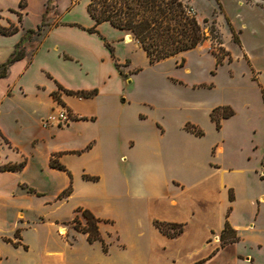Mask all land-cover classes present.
<instances>
[{
	"label": "crops",
	"instance_id": "obj_1",
	"mask_svg": "<svg viewBox=\"0 0 264 264\" xmlns=\"http://www.w3.org/2000/svg\"><path fill=\"white\" fill-rule=\"evenodd\" d=\"M82 1L88 14L85 21L68 18ZM0 2L1 10L14 11L16 17H10L9 23L19 27L14 35L0 34V39H9L0 65L25 31L37 30L45 17L52 18L45 31L24 43L25 57L10 67L7 77L0 78V168L23 164L20 170L0 171L2 264H18L10 257L34 252L26 236L39 226L48 230V243L40 252L43 264H254L241 245L247 235L257 233L264 211V76L243 41L241 47L250 61L243 76L252 90L238 100L210 108L209 118L219 138L206 144L205 131L190 120L176 137L143 112L133 116L131 123L124 121L120 98L129 81L117 67L123 64L121 59L109 51L107 42L86 31L95 24L86 0H55L58 15L50 11L51 0ZM230 30L234 33V26ZM124 37L133 40L126 32ZM60 87L97 93L81 98L67 95ZM15 100L31 102L34 112L42 114V135L30 143L14 141L1 125L8 103ZM58 107L69 111L73 120L65 129L44 128L41 123ZM218 107L234 112L222 119L220 128L211 117ZM241 110L256 114L254 120L236 125ZM67 141L79 142V146ZM102 149L106 150L104 158L99 154ZM117 151L124 152L120 162ZM39 156L40 169L63 182L52 196L15 178ZM52 159L65 170L51 167ZM92 163L98 169H92ZM12 180L15 184L10 186ZM109 183L114 184L112 189ZM68 188L71 194L61 204L67 198L60 199V195ZM70 202L72 213L88 210L102 221L100 233L107 252L102 242L90 243L86 234L77 232L73 243L60 234L54 221L59 216L54 212ZM11 212L15 221L8 233ZM44 215L47 221H38ZM156 221L183 224L184 231L168 237L156 228ZM226 224L239 240L222 245Z\"/></svg>",
	"mask_w": 264,
	"mask_h": 264
},
{
	"label": "rangeland",
	"instance_id": "obj_2",
	"mask_svg": "<svg viewBox=\"0 0 264 264\" xmlns=\"http://www.w3.org/2000/svg\"><path fill=\"white\" fill-rule=\"evenodd\" d=\"M51 1L53 5L49 6L50 11L58 15L59 12L54 6L55 0ZM86 1L89 3V0ZM188 6L194 9L195 16L203 27L207 39L201 46L191 51L155 64L150 63L146 53L134 39L128 42L124 37L125 32L113 27L109 22L98 25L96 34L107 42L113 50V55L121 59L123 64L118 69L123 73L125 80L129 81L125 84L122 98H120L121 112L125 122L131 123L133 116L138 112H143L149 116L151 122L154 119L158 120L170 136L176 137L182 134L184 122L190 120L199 124L205 131L204 142L209 144L219 138L209 118L210 108L217 104H227L238 100L240 96L252 90L246 86L247 80L243 76L248 70L250 61L241 47V41L245 44L252 63L261 69L264 76V0H188ZM10 17H16V14L0 9L1 25L9 27ZM86 17L88 14L86 15L83 1L68 16L77 21H85ZM51 19L47 18L46 22ZM230 22L232 25L229 24ZM27 23L31 24V19ZM231 26H234V33L230 30ZM92 28H95V24ZM0 41L4 42H0L1 56L9 46V39L1 37ZM217 55L222 58L220 65L216 64ZM254 75L256 78L257 74ZM34 107L36 108L31 102L27 104L21 100L8 103V113L1 120V125L14 141L26 144L42 135L39 124L42 114L34 112ZM58 110L60 111L61 108L58 107ZM254 115L256 114H251L250 111L241 110L236 125L243 126L248 120L253 121ZM218 117V114L214 115L215 120H218ZM258 119L257 115L256 120ZM45 120L41 123L42 125ZM221 121L222 119L220 123ZM234 124H228V126ZM52 127L61 130L67 126H48V128ZM68 143L79 146V142L76 141ZM123 153V151L116 152L119 162ZM99 154L104 158L106 150H100ZM41 164L42 158L39 156L27 170L20 172L15 178L34 188L47 190L49 196H52L57 188L63 185V182L58 177L42 171ZM90 167L98 169V165L94 163ZM14 184L15 181L12 180L10 186ZM113 185L109 183V188L112 189ZM67 200L68 198L61 201V204ZM34 205L35 209H39L37 204L34 203ZM71 205L70 202L57 209L54 216L59 217L54 221L59 225L60 234L73 243L74 236L77 234L73 228L77 214L72 213ZM10 216V224L6 226L8 233L12 232L15 221L13 212ZM47 218L46 215L40 216L38 221L46 222ZM79 221L85 223L81 215ZM258 227L256 234L246 236L241 248L245 254L254 258V264H264V211ZM47 231L44 226L30 231L26 236V241L33 247L34 252L32 254L23 252L11 256L12 262L43 264L40 252L44 244L48 243ZM0 264H2V259ZM234 264L251 263L236 261Z\"/></svg>",
	"mask_w": 264,
	"mask_h": 264
},
{
	"label": "trees",
	"instance_id": "obj_3",
	"mask_svg": "<svg viewBox=\"0 0 264 264\" xmlns=\"http://www.w3.org/2000/svg\"><path fill=\"white\" fill-rule=\"evenodd\" d=\"M20 7L24 8V5L21 3ZM189 10L188 0H89L87 11L95 21V28L86 29V31L96 33L98 25L109 22L113 27L131 34L146 53L150 63L155 64L191 51L201 46L207 39L199 20L195 14H190ZM19 21H21V17ZM47 25L45 17L37 30L26 31L25 37L16 45L8 60L0 65V78L7 77L10 67L25 57L24 43L31 40L35 35H40ZM18 31L19 27L13 23L9 27L0 24V34L3 36H11ZM212 32L215 31L212 29ZM236 41L239 42L238 39ZM107 47L113 54V50L108 44ZM216 59V64L220 65L222 58L217 55ZM59 89L67 95H76L82 98L93 97L97 93V91L72 92L61 87ZM54 97L58 99L57 94H54ZM215 114H218V120H215ZM233 114V110L229 107H218L212 112L211 117L217 128H220V120L229 118ZM51 167L65 170V167L54 159L51 160ZM22 168L23 164L10 165L0 168V171H16ZM85 178L93 181L97 180L94 177L85 176ZM71 191V188L65 190L60 195V199L67 198ZM76 214L73 228L77 232L86 234L90 243L102 242L103 249L107 252L108 246L100 233L102 221L88 210L78 209ZM80 215L85 219V223L79 221ZM155 226L160 232L171 238L183 233L185 227L183 224L159 221L155 222ZM19 232L17 231V236ZM238 240L236 232L229 224H226L221 235L222 245L232 244ZM8 241L12 242L11 240ZM14 245L18 246L19 243H14Z\"/></svg>",
	"mask_w": 264,
	"mask_h": 264
},
{
	"label": "built area",
	"instance_id": "obj_4",
	"mask_svg": "<svg viewBox=\"0 0 264 264\" xmlns=\"http://www.w3.org/2000/svg\"><path fill=\"white\" fill-rule=\"evenodd\" d=\"M189 13L194 15V9L190 8ZM73 120L71 113L65 109L58 111L54 115L49 116L43 123L44 128L48 126H68Z\"/></svg>",
	"mask_w": 264,
	"mask_h": 264
}]
</instances>
